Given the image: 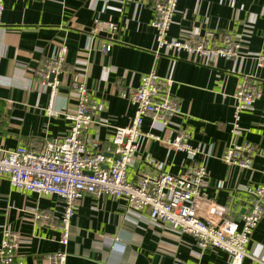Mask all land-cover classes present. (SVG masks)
<instances>
[{
  "label": "crops",
  "instance_id": "crops-1",
  "mask_svg": "<svg viewBox=\"0 0 264 264\" xmlns=\"http://www.w3.org/2000/svg\"><path fill=\"white\" fill-rule=\"evenodd\" d=\"M0 26V149L26 147L39 152L46 141L69 134L76 98L73 82L85 83L99 111L86 130L88 140L110 154L116 129L129 127L135 108L124 93L140 86L152 72L173 82L172 95L183 117L163 129L146 119L143 133L163 141L142 138L130 178L155 175L153 161L179 176L192 165L185 153L175 152L168 140L176 125L185 123L191 144L205 155L198 161L208 171L206 197L221 206H233L232 218L242 226L249 212L245 189L264 186V70L256 57L264 53V0H178L170 39L211 38L218 47L226 37L240 43L234 60L216 59L202 65L196 57L160 50L152 27L155 10L143 0H4ZM99 23L119 27L110 42ZM111 44V50L104 47ZM67 51L60 75L62 86L50 105V90L39 87L36 72L57 53ZM258 81L263 98L242 115L241 134H232L234 95L245 82ZM49 112L59 113L54 117ZM235 142L258 148L251 171L228 168L222 157ZM63 203L54 197L25 194L0 181V245L5 228L18 232L24 245L17 254L23 264H50L61 246ZM48 215L49 223L35 214ZM126 200H97L87 196L71 221L67 264H233L229 255L202 249L196 239L147 221ZM241 264H264V218L247 247Z\"/></svg>",
  "mask_w": 264,
  "mask_h": 264
},
{
  "label": "built area",
  "instance_id": "built-area-1",
  "mask_svg": "<svg viewBox=\"0 0 264 264\" xmlns=\"http://www.w3.org/2000/svg\"><path fill=\"white\" fill-rule=\"evenodd\" d=\"M155 10L152 27L160 50L171 51L180 56L185 53L196 57L202 65H209L216 59L234 60L239 57L241 45L226 37L218 47L211 46V38L196 36L185 40L170 39L169 31L177 13L178 0H143ZM4 0H0V26L4 13ZM110 42L115 40L119 27L111 23H99ZM111 50V44L104 52ZM67 63V51H59L36 72L39 87L50 90V105L57 96L62 81L60 75ZM257 66L264 70V53L256 57ZM51 77H54L53 80ZM173 82L155 72L145 75L138 88L124 93L135 108L134 117L126 129H116L110 154L87 139L86 130L92 124L93 115L99 105L93 101L85 83L73 82L70 93L76 98V109L72 115L64 114L70 123L69 134L61 139L46 141L41 151L20 147L11 151L0 149V181L8 180L12 187L25 194L58 198L63 203L60 220V251L51 255L50 264H67V249L71 236V221L79 204L91 196L97 200H126L130 210L138 214L148 212L147 221L162 225L168 230L197 240L202 249H213L229 255L233 264H241L249 258L247 247L258 224L264 218V186L246 188L250 210L241 217L242 226L232 218L233 206H221L205 195L208 171L203 163L197 162L205 150L191 144L190 128L181 123L173 139L168 140L175 152L185 153L191 162L189 170L174 176L153 161L149 166L156 174L142 175L137 181L130 178L143 137L163 141L153 133L144 135L146 119L152 122V129L173 126L174 120H181L180 103L172 95ZM263 98V89L258 81L243 83L234 95L232 134H241V120L244 112L253 109ZM59 117V113L49 112ZM259 151L249 143L235 142L222 157L228 168L251 171ZM35 219L49 223L48 215L36 213ZM25 241L18 232L5 228L0 245V264H23L17 254Z\"/></svg>",
  "mask_w": 264,
  "mask_h": 264
},
{
  "label": "water",
  "instance_id": "water-1",
  "mask_svg": "<svg viewBox=\"0 0 264 264\" xmlns=\"http://www.w3.org/2000/svg\"><path fill=\"white\" fill-rule=\"evenodd\" d=\"M51 78H52V80H53L54 77H51Z\"/></svg>",
  "mask_w": 264,
  "mask_h": 264
}]
</instances>
